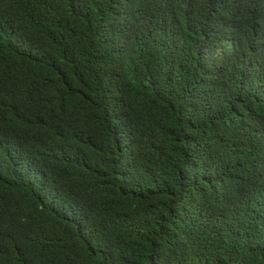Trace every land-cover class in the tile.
<instances>
[{"label":"trees","instance_id":"16d2710c","mask_svg":"<svg viewBox=\"0 0 264 264\" xmlns=\"http://www.w3.org/2000/svg\"><path fill=\"white\" fill-rule=\"evenodd\" d=\"M0 264H264V0H0Z\"/></svg>","mask_w":264,"mask_h":264}]
</instances>
